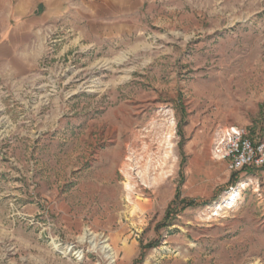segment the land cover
I'll use <instances>...</instances> for the list:
<instances>
[{
  "label": "rangeland",
  "instance_id": "obj_1",
  "mask_svg": "<svg viewBox=\"0 0 264 264\" xmlns=\"http://www.w3.org/2000/svg\"><path fill=\"white\" fill-rule=\"evenodd\" d=\"M55 3L0 91V264H264V167L214 153L264 142V0Z\"/></svg>",
  "mask_w": 264,
  "mask_h": 264
},
{
  "label": "crops",
  "instance_id": "obj_2",
  "mask_svg": "<svg viewBox=\"0 0 264 264\" xmlns=\"http://www.w3.org/2000/svg\"><path fill=\"white\" fill-rule=\"evenodd\" d=\"M55 5V0H0V91L11 75L17 78L25 71L14 63L32 56L27 47L33 43L38 52L42 49L43 33L57 13Z\"/></svg>",
  "mask_w": 264,
  "mask_h": 264
},
{
  "label": "built area",
  "instance_id": "obj_3",
  "mask_svg": "<svg viewBox=\"0 0 264 264\" xmlns=\"http://www.w3.org/2000/svg\"><path fill=\"white\" fill-rule=\"evenodd\" d=\"M214 153L227 162L230 171L264 167V142H253L243 127H231L218 136Z\"/></svg>",
  "mask_w": 264,
  "mask_h": 264
},
{
  "label": "trees",
  "instance_id": "obj_4",
  "mask_svg": "<svg viewBox=\"0 0 264 264\" xmlns=\"http://www.w3.org/2000/svg\"><path fill=\"white\" fill-rule=\"evenodd\" d=\"M244 169H246V168H244ZM242 170V169H241ZM177 199H178V194H177V196L173 199V201L171 202V204L169 205V210L171 209V208H175L176 207V203H177ZM179 204L181 205V210L182 209H184V208H186V207H188V206H193V205H195V202L193 201V200H181L180 202H179Z\"/></svg>",
  "mask_w": 264,
  "mask_h": 264
},
{
  "label": "bare ground",
  "instance_id": "obj_5",
  "mask_svg": "<svg viewBox=\"0 0 264 264\" xmlns=\"http://www.w3.org/2000/svg\"><path fill=\"white\" fill-rule=\"evenodd\" d=\"M235 194H233L232 196H230V198H228L225 202L226 206H230L233 204L234 200H235Z\"/></svg>",
  "mask_w": 264,
  "mask_h": 264
}]
</instances>
